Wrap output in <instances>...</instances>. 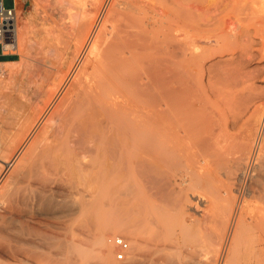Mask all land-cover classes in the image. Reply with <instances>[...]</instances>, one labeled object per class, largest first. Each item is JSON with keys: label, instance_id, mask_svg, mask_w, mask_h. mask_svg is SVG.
<instances>
[{"label": "bare ground", "instance_id": "bare-ground-1", "mask_svg": "<svg viewBox=\"0 0 264 264\" xmlns=\"http://www.w3.org/2000/svg\"><path fill=\"white\" fill-rule=\"evenodd\" d=\"M152 1H67L77 38L53 108H33L14 139L0 142V264H116L105 240L111 227L130 236L123 264H140L142 247L158 234H143L152 227L150 204L169 200L186 180L194 182L188 166L181 182L169 171V156H177L186 139L194 140L200 155L194 183L212 188L208 219L215 228L206 244L212 247L196 256L174 255L178 245L170 238L147 247L157 255L150 264H264V117L258 126L233 121L230 131L226 115L198 114L186 105L191 88L185 68L227 48V15L206 19L208 29L199 31L200 6ZM26 34L22 24L11 55ZM201 38L214 47L200 48ZM92 141L102 157L93 176L85 173ZM83 179L97 182L103 208L118 211L96 225L86 246L78 239L95 228L97 198L94 187L95 200L87 198ZM188 215L183 212V227Z\"/></svg>", "mask_w": 264, "mask_h": 264}, {"label": "rangeland", "instance_id": "rangeland-1", "mask_svg": "<svg viewBox=\"0 0 264 264\" xmlns=\"http://www.w3.org/2000/svg\"><path fill=\"white\" fill-rule=\"evenodd\" d=\"M67 1H3L5 7L16 5L18 14L17 31L24 24L27 34L23 47L17 53L0 57V60H5L4 62H6L3 64L4 72L0 75V142H2V146L12 140V136H15L14 133L18 130L19 123L28 112L37 107H44L45 111L46 109H52V102L60 93L62 82H60L59 77L62 72L67 70L69 56L74 49L73 46L77 38L74 29L69 26L71 23L69 13L73 9L68 6ZM137 1L142 3V5L148 2V0L146 2L145 0ZM172 1L184 4L193 3L201 7L197 11L199 16H196L198 23L201 25L198 26L199 31L208 29V26L204 25L206 19H210L215 15H218V17L227 15V30L229 32L227 31V48L221 53L222 55H213V57H210L211 59L204 58L203 65L199 62L194 66L185 68L188 73V79L190 78L189 85L191 88L187 94V109L193 110L198 114L205 111L209 114L226 115L227 129L230 131L235 128L232 126L233 121H237L239 124L252 121L256 126L260 125L264 117V0H167L166 3L170 6ZM151 2L153 1L150 0L149 3ZM198 42L197 44L200 48L214 47L213 42L209 43L207 39L201 38ZM190 137H192V134ZM92 142L88 146L93 152L87 153L85 157V173L91 171L93 176L98 173L99 160L102 157L97 150V143L93 142V144ZM193 142L194 140L186 139L182 151L177 156H169L168 161L172 167V170H170V167L169 171L176 175L172 177V181L181 182L180 174H184L186 166L193 171L189 172L188 178H193L194 182L196 181L194 173L200 170L198 161L200 155L198 147L194 146ZM187 153H189V158L186 156ZM223 161H225L224 157L221 158L222 164L224 163ZM195 168L196 170H194ZM220 173L222 179L225 180L224 169H220ZM82 181V188L87 198L94 197H92L95 193L94 188L97 196H95L96 200L93 198L96 201L95 212L93 213L94 218L97 219L95 220V228L92 226L91 230L85 231L84 236L78 239L82 246H86L88 240L91 239V235L96 232V228L102 224V219H114L118 215V211L115 207L109 209V206L105 208L101 206L100 199L102 196L97 193L95 186L97 182L85 179ZM188 182L186 180V182L181 184V188L179 186L174 189L175 193H181L182 191L179 194L183 196L182 198L177 197L179 196L178 193L175 196L174 192H172L169 200L158 202L156 205L150 204L149 209L151 214H153V220L149 226L152 227L150 229L146 228L149 232L145 230L146 232L143 234L146 238L154 230H157L158 234L152 233L153 238L150 237L151 235L149 236L147 246L149 250L154 243L163 244L170 238L171 240L173 238V244L176 243L178 245L176 253L173 251L174 255H179L180 253V255L196 256L203 252V249L201 250L200 248L212 247L211 242L208 245L211 247L206 245L209 242L208 240L213 238L210 237V231L211 236H213L211 227L213 226V232L215 228L211 220L213 214V205L210 204L213 201L212 197H210L212 188L205 185L197 186L194 182L188 185ZM129 183L133 186H138L136 178H131ZM218 183L220 182H217L216 187L221 189L222 185L219 186ZM87 185L88 187L85 188ZM91 187L94 188L92 189ZM89 190L90 192H87ZM198 204L202 209L201 212ZM202 204L204 205L202 206ZM204 208L206 209L204 210ZM183 212L189 214L185 227H183L184 223L182 221ZM203 212L204 214L208 213L207 216L205 215L204 217ZM210 212L212 213L211 215ZM206 217L208 221L205 219ZM208 217L211 219H208ZM122 219L126 218L123 217ZM112 228H109L110 232L109 230L108 233L105 232L107 234L105 235V240L107 241L108 238L116 235L124 237L130 245L128 251L130 253L132 248L129 234L126 232H114L111 230ZM185 228H187V231ZM107 245L111 250V259L116 264H123L127 254L124 260L118 261L114 256L115 248L108 243ZM147 247H142L143 249L139 253L140 264H150L152 257L157 256H152L151 252H148ZM160 260L158 258L155 261Z\"/></svg>", "mask_w": 264, "mask_h": 264}, {"label": "built area", "instance_id": "built-area-1", "mask_svg": "<svg viewBox=\"0 0 264 264\" xmlns=\"http://www.w3.org/2000/svg\"><path fill=\"white\" fill-rule=\"evenodd\" d=\"M4 0H0V57L9 55V51L16 47L18 14L16 5L5 7ZM4 72L3 61L0 60V75ZM110 244L115 248L114 256L118 261L125 259L126 253L130 249L128 241L116 235L109 238Z\"/></svg>", "mask_w": 264, "mask_h": 264}, {"label": "crops", "instance_id": "crops-1", "mask_svg": "<svg viewBox=\"0 0 264 264\" xmlns=\"http://www.w3.org/2000/svg\"><path fill=\"white\" fill-rule=\"evenodd\" d=\"M9 55H11V54H9ZM3 62L5 61V60H2Z\"/></svg>", "mask_w": 264, "mask_h": 264}]
</instances>
